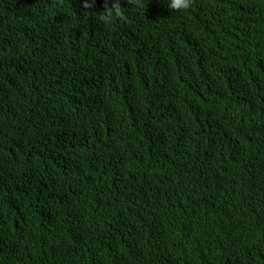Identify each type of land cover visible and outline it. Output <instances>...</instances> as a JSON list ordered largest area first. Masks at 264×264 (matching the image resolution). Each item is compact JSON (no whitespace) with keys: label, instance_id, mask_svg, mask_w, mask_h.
I'll return each instance as SVG.
<instances>
[{"label":"trees","instance_id":"16d2710c","mask_svg":"<svg viewBox=\"0 0 264 264\" xmlns=\"http://www.w3.org/2000/svg\"><path fill=\"white\" fill-rule=\"evenodd\" d=\"M0 0V264H264V0Z\"/></svg>","mask_w":264,"mask_h":264},{"label":"clouds","instance_id":"9594fccd","mask_svg":"<svg viewBox=\"0 0 264 264\" xmlns=\"http://www.w3.org/2000/svg\"><path fill=\"white\" fill-rule=\"evenodd\" d=\"M121 0H114L110 7H106V10L102 16V19L106 23H110L112 19L119 17L121 13L120 9ZM191 6V0H169V8L172 10L188 9Z\"/></svg>","mask_w":264,"mask_h":264}]
</instances>
